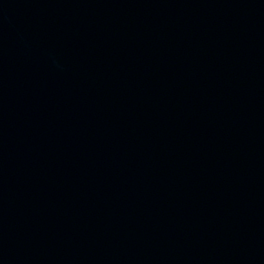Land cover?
Here are the masks:
<instances>
[{
    "label": "water",
    "instance_id": "water-1",
    "mask_svg": "<svg viewBox=\"0 0 264 264\" xmlns=\"http://www.w3.org/2000/svg\"><path fill=\"white\" fill-rule=\"evenodd\" d=\"M0 264H264V0H0Z\"/></svg>",
    "mask_w": 264,
    "mask_h": 264
}]
</instances>
